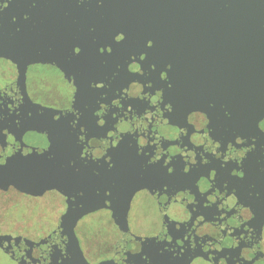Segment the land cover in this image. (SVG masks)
<instances>
[{
	"label": "flooded vegetation",
	"instance_id": "1",
	"mask_svg": "<svg viewBox=\"0 0 264 264\" xmlns=\"http://www.w3.org/2000/svg\"><path fill=\"white\" fill-rule=\"evenodd\" d=\"M262 15L0 0V264H264Z\"/></svg>",
	"mask_w": 264,
	"mask_h": 264
},
{
	"label": "water",
	"instance_id": "2",
	"mask_svg": "<svg viewBox=\"0 0 264 264\" xmlns=\"http://www.w3.org/2000/svg\"><path fill=\"white\" fill-rule=\"evenodd\" d=\"M259 7H264V0H259ZM264 17V15H262ZM260 19V18H259Z\"/></svg>",
	"mask_w": 264,
	"mask_h": 264
}]
</instances>
